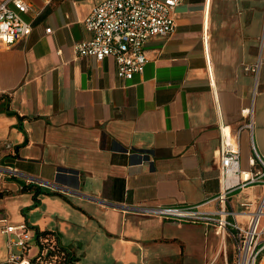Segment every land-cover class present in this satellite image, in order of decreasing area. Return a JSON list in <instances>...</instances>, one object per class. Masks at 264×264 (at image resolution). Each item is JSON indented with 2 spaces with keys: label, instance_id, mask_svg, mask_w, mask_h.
<instances>
[{
  "label": "crops",
  "instance_id": "obj_1",
  "mask_svg": "<svg viewBox=\"0 0 264 264\" xmlns=\"http://www.w3.org/2000/svg\"><path fill=\"white\" fill-rule=\"evenodd\" d=\"M25 1L29 34L0 42V164L49 192L35 199L21 177L0 176V219L27 227L28 258L38 230L53 232L76 264H234L214 225L133 207L215 197L222 134L242 169L254 150L264 159V0H180L174 32L146 41L148 62L130 80L112 57L74 54L102 0ZM263 194L262 184L230 193L239 225ZM14 235L0 231V264H11Z\"/></svg>",
  "mask_w": 264,
  "mask_h": 264
},
{
  "label": "built area",
  "instance_id": "obj_2",
  "mask_svg": "<svg viewBox=\"0 0 264 264\" xmlns=\"http://www.w3.org/2000/svg\"><path fill=\"white\" fill-rule=\"evenodd\" d=\"M180 0H102L84 19L91 37L76 41L73 51L76 57L90 56L100 62L112 57L116 75L130 80L141 74L148 58L144 44L153 36L167 37L175 30L172 17L174 7ZM29 10L25 0H3L0 3V42L11 46L27 36L31 30L23 15ZM46 31H50L47 28ZM250 115V111H247ZM252 127L251 120L245 125ZM5 143V147H10ZM239 150L233 148L222 134L219 147V192L212 199L191 206L137 205L134 210L141 214L182 222H199L217 227L223 238L231 241L234 264H264V194L258 206L248 212L245 226L235 219L240 212L230 204V193L250 185L264 186V159L254 150L249 158L250 169L244 170L239 163ZM18 176L26 184L47 186L48 183L20 173L13 167L0 164V176ZM213 203V207H204ZM0 231L8 238V262L30 264L27 256L31 236L25 225L13 226L0 219ZM43 264V262H39Z\"/></svg>",
  "mask_w": 264,
  "mask_h": 264
},
{
  "label": "trees",
  "instance_id": "obj_3",
  "mask_svg": "<svg viewBox=\"0 0 264 264\" xmlns=\"http://www.w3.org/2000/svg\"><path fill=\"white\" fill-rule=\"evenodd\" d=\"M22 187L24 190L32 191L35 199L37 195L49 192L34 183L23 184ZM34 241L38 246V252L29 259L30 264H39L40 261L43 264H76L77 258L58 243L53 232L37 230L34 234Z\"/></svg>",
  "mask_w": 264,
  "mask_h": 264
}]
</instances>
